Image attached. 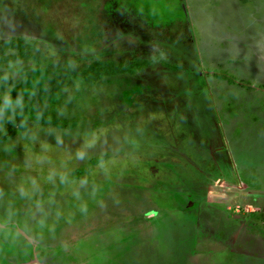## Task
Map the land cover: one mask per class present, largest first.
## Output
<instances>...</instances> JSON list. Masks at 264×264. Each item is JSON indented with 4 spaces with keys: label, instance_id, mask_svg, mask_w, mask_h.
Wrapping results in <instances>:
<instances>
[{
    "label": "rangeland",
    "instance_id": "obj_1",
    "mask_svg": "<svg viewBox=\"0 0 264 264\" xmlns=\"http://www.w3.org/2000/svg\"><path fill=\"white\" fill-rule=\"evenodd\" d=\"M10 38L0 57L23 56L0 100L93 61H152L69 80L59 114L77 124L31 142L58 135L69 154L46 183L24 130L0 140V264H264V0H0Z\"/></svg>",
    "mask_w": 264,
    "mask_h": 264
},
{
    "label": "trees",
    "instance_id": "obj_2",
    "mask_svg": "<svg viewBox=\"0 0 264 264\" xmlns=\"http://www.w3.org/2000/svg\"><path fill=\"white\" fill-rule=\"evenodd\" d=\"M10 41L15 43L22 42L21 39L10 38L6 41L0 39V52L3 53L4 48L10 49L12 46ZM22 54H17L13 57H0V86H4L2 78L5 76V72L2 70L3 64L11 58H20ZM151 58H139L132 57L126 60L120 61H105L97 60L87 65V67L80 69L77 73L72 68H66L57 73L52 78L43 81L41 90L29 99L28 97L22 98L21 101L25 105L23 111L29 114V118L26 121L28 128L30 123L36 122L35 119H39L41 125H51L57 128L70 129L77 124L75 117H64L59 114L66 99L63 95L64 89L69 84L70 79H75L79 76L83 81L87 83H94L103 77L119 75V74H133L136 70H141L145 66L151 63ZM31 105V111L29 112V106ZM50 118V124H46L45 121ZM21 118L17 116L15 122L7 124L3 131L0 130V140L7 136H12L18 133L17 129L20 126ZM23 131V130H21Z\"/></svg>",
    "mask_w": 264,
    "mask_h": 264
},
{
    "label": "clouds",
    "instance_id": "obj_3",
    "mask_svg": "<svg viewBox=\"0 0 264 264\" xmlns=\"http://www.w3.org/2000/svg\"><path fill=\"white\" fill-rule=\"evenodd\" d=\"M3 83L5 87H8V76L5 74V76L2 78ZM14 81H13V87H14ZM31 99V97H29ZM25 105L22 103L21 99L17 97L16 99H13L8 91H5L3 95V99L0 100V126H2L5 122L12 124L15 122V118L19 116L21 118L20 120V126L17 129L18 132L21 130L23 131V134L27 136V142L24 144V147L26 151L30 154L29 158L34 161L33 166L36 168V171L38 172V178L40 181L46 183L50 179L49 176L43 175V170L45 169V165H48V168L51 170L52 166H61L68 162L70 159L69 154L67 150L62 149L61 153L59 155L56 154V147L59 145V136H56V144L51 145L47 143L46 141L41 140L40 141V148L41 151L37 153L36 155H31V142L33 140L37 139L38 131L41 130L39 119H35V127L33 129H29L26 126V121L29 118V114L25 113L23 111ZM31 111V105L29 106V112ZM46 124H50V118L45 121ZM47 131L51 132L53 129L51 127H48L46 129ZM30 133V134H28ZM97 147V144L89 141L88 139H85L84 143L81 145L80 149L76 152L77 158H83V154L87 149H94ZM99 156L107 157L108 160H111L112 157L106 150L104 145H99V150L96 151ZM55 157V158H54ZM37 182L35 180L32 181H21L20 184L17 185V188L20 192L21 197H28L29 199H33L34 202L40 203L42 201V197L44 196V189L42 187L36 186ZM69 190L67 187H65V191ZM51 198V197H49ZM78 210L81 212L86 211V207L83 205L78 206Z\"/></svg>",
    "mask_w": 264,
    "mask_h": 264
}]
</instances>
